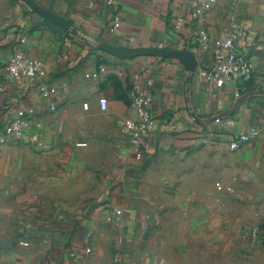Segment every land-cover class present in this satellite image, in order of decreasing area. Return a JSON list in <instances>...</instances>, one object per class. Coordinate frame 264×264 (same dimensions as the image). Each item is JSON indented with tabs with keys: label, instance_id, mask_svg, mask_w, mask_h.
I'll list each match as a JSON object with an SVG mask.
<instances>
[{
	"label": "crops",
	"instance_id": "0c3cea01",
	"mask_svg": "<svg viewBox=\"0 0 264 264\" xmlns=\"http://www.w3.org/2000/svg\"><path fill=\"white\" fill-rule=\"evenodd\" d=\"M34 1L77 33L23 0H0V133L19 109L35 111L24 128L34 142L0 143V241L9 242L0 264H264V96L209 120L232 107L236 88L198 74L210 56L196 42L199 30L211 42L222 38L234 14L243 26L235 48L253 62L240 95L264 89V0L235 7L217 0L198 16L204 0ZM100 44H181L196 56V70L187 82L177 59L118 57ZM18 49L45 62L55 110L34 80L20 86L6 78V60ZM133 81L150 91L155 120L141 160L125 128L135 119ZM253 128L257 135L229 148ZM86 248L83 258L70 256Z\"/></svg>",
	"mask_w": 264,
	"mask_h": 264
},
{
	"label": "built area",
	"instance_id": "2783aa9c",
	"mask_svg": "<svg viewBox=\"0 0 264 264\" xmlns=\"http://www.w3.org/2000/svg\"><path fill=\"white\" fill-rule=\"evenodd\" d=\"M217 3V0H204L194 8V15L198 16L205 11L211 10ZM237 0L232 1L231 5L236 6ZM119 18L116 17L113 23V29L118 28ZM243 35V26L234 14L229 18V23L225 28L224 36L211 42L209 34L204 30H199L196 36L198 49L202 54H209L210 62L202 64L198 68V74L207 82L214 85H234L235 95L238 97L240 92L246 89L247 83L253 79L252 60L240 53L235 48V42ZM160 44L158 48H162ZM181 44L176 45V49H183ZM6 78L14 81L17 85L23 86L32 82L37 83V90L41 97L49 102V109L55 110L56 105L50 101L56 94V88L45 81L46 64L42 59L32 58L20 49L11 53L6 60ZM103 68H101V71ZM96 76V74H94ZM131 105L135 112V119L127 121L125 128L129 133L130 148L137 160L144 157L148 148V138L153 132L155 120L150 112V103L152 96L149 90L141 87L137 81H133L130 87ZM100 109L106 110L108 106L107 99L101 97L98 100ZM84 108L87 104L84 103ZM34 109H19L12 119L6 121L3 126V132L0 133V143L6 141V136H11L17 140L34 142L30 135L24 133L26 126V116L34 114ZM259 131L255 128L249 132H240L237 138L229 144V148L234 150L243 143L250 140ZM39 145V143H37ZM77 146H86L87 143H76ZM86 248L82 252L70 253L73 259L83 258L89 253Z\"/></svg>",
	"mask_w": 264,
	"mask_h": 264
},
{
	"label": "water",
	"instance_id": "95a60500",
	"mask_svg": "<svg viewBox=\"0 0 264 264\" xmlns=\"http://www.w3.org/2000/svg\"><path fill=\"white\" fill-rule=\"evenodd\" d=\"M36 14H38L42 19L49 20L51 22L56 23L57 25L61 26L67 31H71L73 33H77L76 29L72 26V24L54 14L52 11L44 8L43 6L36 3L34 0H23ZM98 49L104 50L112 55L118 57H134L139 55H153L163 58H173L181 61L185 65V69L187 72L186 81H190L191 75L196 70L197 60L196 56L190 50L184 49H176V50H169V49H162L158 47H142L136 49H129L125 47H118L108 44H100L97 46ZM256 96H264V89H255L251 91H246L243 94L239 95L232 104V107L226 111L220 112L216 115H213L209 118V120H215L222 117L230 116L235 113L237 106L245 101L246 99L256 97ZM193 115V113H192ZM9 247L8 241H0V250L3 248Z\"/></svg>",
	"mask_w": 264,
	"mask_h": 264
},
{
	"label": "rangeland",
	"instance_id": "374dc122",
	"mask_svg": "<svg viewBox=\"0 0 264 264\" xmlns=\"http://www.w3.org/2000/svg\"><path fill=\"white\" fill-rule=\"evenodd\" d=\"M2 68H3V61H2L1 58H0V75H1V70H2Z\"/></svg>",
	"mask_w": 264,
	"mask_h": 264
},
{
	"label": "trees",
	"instance_id": "16d2710c",
	"mask_svg": "<svg viewBox=\"0 0 264 264\" xmlns=\"http://www.w3.org/2000/svg\"><path fill=\"white\" fill-rule=\"evenodd\" d=\"M251 83H252V81L249 82V83H247V85H246V89H248V88L250 87Z\"/></svg>",
	"mask_w": 264,
	"mask_h": 264
}]
</instances>
